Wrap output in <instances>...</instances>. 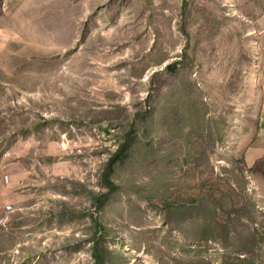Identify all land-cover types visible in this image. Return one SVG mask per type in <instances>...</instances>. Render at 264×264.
<instances>
[{
    "label": "rangeland",
    "instance_id": "rangeland-1",
    "mask_svg": "<svg viewBox=\"0 0 264 264\" xmlns=\"http://www.w3.org/2000/svg\"><path fill=\"white\" fill-rule=\"evenodd\" d=\"M263 115L264 0H0V264H264Z\"/></svg>",
    "mask_w": 264,
    "mask_h": 264
},
{
    "label": "trees",
    "instance_id": "trees-1",
    "mask_svg": "<svg viewBox=\"0 0 264 264\" xmlns=\"http://www.w3.org/2000/svg\"><path fill=\"white\" fill-rule=\"evenodd\" d=\"M185 5V4H184ZM170 68H177V64L173 63L169 66ZM129 157L128 145L124 142L118 151L112 156L109 162L105 165L102 170V180L103 187L107 189V192L100 194L96 197V206L99 208L105 205L106 199L109 197L110 193H114L118 189V183L113 178L116 173V169L120 166V162L124 161ZM98 227L99 232L106 230L102 220L98 219L95 222ZM93 256L95 259V264H111L113 254L111 251L104 249L100 243H96L93 249Z\"/></svg>",
    "mask_w": 264,
    "mask_h": 264
},
{
    "label": "crops",
    "instance_id": "crops-1",
    "mask_svg": "<svg viewBox=\"0 0 264 264\" xmlns=\"http://www.w3.org/2000/svg\"><path fill=\"white\" fill-rule=\"evenodd\" d=\"M260 145L264 146V115L262 118V124H261V128L257 134V139H256V148L259 149ZM261 158L264 159V150L260 155Z\"/></svg>",
    "mask_w": 264,
    "mask_h": 264
},
{
    "label": "built area",
    "instance_id": "built-area-1",
    "mask_svg": "<svg viewBox=\"0 0 264 264\" xmlns=\"http://www.w3.org/2000/svg\"><path fill=\"white\" fill-rule=\"evenodd\" d=\"M8 209H9V210H12V207H11V206H9V207H8Z\"/></svg>",
    "mask_w": 264,
    "mask_h": 264
}]
</instances>
